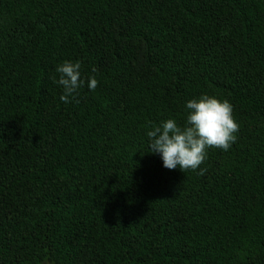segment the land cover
<instances>
[{
	"label": "trees",
	"instance_id": "trees-1",
	"mask_svg": "<svg viewBox=\"0 0 264 264\" xmlns=\"http://www.w3.org/2000/svg\"><path fill=\"white\" fill-rule=\"evenodd\" d=\"M202 95L237 138L169 170ZM0 264H264V0H0Z\"/></svg>",
	"mask_w": 264,
	"mask_h": 264
},
{
	"label": "clouds",
	"instance_id": "clouds-1",
	"mask_svg": "<svg viewBox=\"0 0 264 264\" xmlns=\"http://www.w3.org/2000/svg\"><path fill=\"white\" fill-rule=\"evenodd\" d=\"M81 64L65 61L56 68L59 79L55 83L63 89L61 101L69 103L76 100L79 89L84 86L81 79ZM95 72V69H93ZM98 80L92 76L87 81L90 90H95ZM188 112L184 126L175 119H167L161 126H154L147 132L150 139V152L159 153L163 166L169 170L180 168L181 171L197 170L205 161L208 148H220L227 151L235 142L239 125L233 116V106L225 99L202 95L186 103ZM205 169L198 174L203 175Z\"/></svg>",
	"mask_w": 264,
	"mask_h": 264
}]
</instances>
